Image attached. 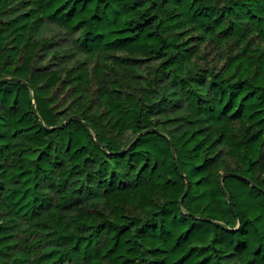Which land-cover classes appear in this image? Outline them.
Masks as SVG:
<instances>
[{
	"label": "trees",
	"instance_id": "obj_1",
	"mask_svg": "<svg viewBox=\"0 0 264 264\" xmlns=\"http://www.w3.org/2000/svg\"><path fill=\"white\" fill-rule=\"evenodd\" d=\"M0 264H264V0H0Z\"/></svg>",
	"mask_w": 264,
	"mask_h": 264
},
{
	"label": "water",
	"instance_id": "obj_2",
	"mask_svg": "<svg viewBox=\"0 0 264 264\" xmlns=\"http://www.w3.org/2000/svg\"><path fill=\"white\" fill-rule=\"evenodd\" d=\"M174 155L176 156L175 151H174Z\"/></svg>",
	"mask_w": 264,
	"mask_h": 264
}]
</instances>
